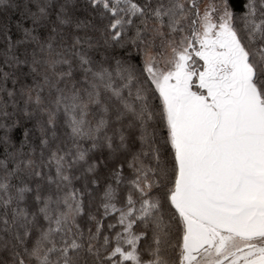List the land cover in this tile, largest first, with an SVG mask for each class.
Returning <instances> with one entry per match:
<instances>
[{"label":"snow or ice","instance_id":"obj_1","mask_svg":"<svg viewBox=\"0 0 264 264\" xmlns=\"http://www.w3.org/2000/svg\"><path fill=\"white\" fill-rule=\"evenodd\" d=\"M0 264H264V0H0Z\"/></svg>","mask_w":264,"mask_h":264}]
</instances>
